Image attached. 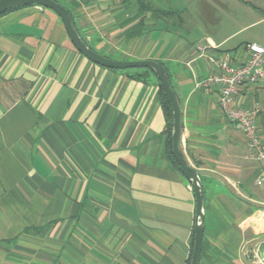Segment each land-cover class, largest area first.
<instances>
[{
	"label": "crops",
	"instance_id": "obj_1",
	"mask_svg": "<svg viewBox=\"0 0 264 264\" xmlns=\"http://www.w3.org/2000/svg\"><path fill=\"white\" fill-rule=\"evenodd\" d=\"M58 1L99 54L160 62L180 102L189 160L264 202V180L255 182L263 163L247 156L244 135L217 104L218 86L200 84L215 71L212 60L243 62L244 45L255 40L225 49V38L187 21L179 27L183 10L180 19L140 8L142 0ZM139 17L144 27L128 35ZM141 71L84 57L49 8L0 14V264L189 263L194 191L165 154L157 77H138ZM235 100L261 107L256 122L264 139V80L240 86ZM201 181L198 264H246L242 249L264 234V208L234 197L214 177ZM244 256L264 264V241Z\"/></svg>",
	"mask_w": 264,
	"mask_h": 264
},
{
	"label": "water",
	"instance_id": "obj_2",
	"mask_svg": "<svg viewBox=\"0 0 264 264\" xmlns=\"http://www.w3.org/2000/svg\"><path fill=\"white\" fill-rule=\"evenodd\" d=\"M30 4L43 6L54 11L60 17L68 38L72 42L75 49L93 63L113 69L146 67L151 69L159 80L163 92L165 93L171 107V150L177 163L183 170V174L191 182L195 197V225L193 246L188 264H198L202 249L205 206L204 190L201 181L202 175L211 176L218 179L234 197L244 201L245 203L254 207L264 208V202L256 201L243 195L240 191H238L234 184L221 173L212 169L198 167L189 160L183 147V118L180 102L176 92L170 85L167 71L160 62L154 59L118 60L99 54L98 52L90 48L82 39L68 9L56 0H0V13L8 11L14 7ZM262 241H264V234H261L258 237H255L245 243L241 255L244 263L263 264L262 262H259L257 258H254L252 261H247L244 256V251L248 247H254L256 244Z\"/></svg>",
	"mask_w": 264,
	"mask_h": 264
},
{
	"label": "rangeland",
	"instance_id": "obj_3",
	"mask_svg": "<svg viewBox=\"0 0 264 264\" xmlns=\"http://www.w3.org/2000/svg\"><path fill=\"white\" fill-rule=\"evenodd\" d=\"M142 2L156 11L159 8L165 9L166 14L172 10L176 12L183 10V22L180 25L177 24V17L171 18L175 27L177 25L183 27L187 21L191 27L196 26L197 30L211 34L216 39L225 38L222 46L225 49L254 40L264 45V21L254 22L264 16V0H142ZM169 15H175V12ZM135 69L137 68L124 70Z\"/></svg>",
	"mask_w": 264,
	"mask_h": 264
},
{
	"label": "built area",
	"instance_id": "obj_4",
	"mask_svg": "<svg viewBox=\"0 0 264 264\" xmlns=\"http://www.w3.org/2000/svg\"><path fill=\"white\" fill-rule=\"evenodd\" d=\"M198 49L203 48L198 47ZM244 51L246 58L240 63L226 58L212 60L215 71L200 84L205 88L214 84L218 86L217 104L227 121L244 135L247 156L263 163L255 179L257 184H261L264 180V139L256 122L261 107L241 105L236 102L235 96L240 86L255 85L264 80V47L253 42L246 43Z\"/></svg>",
	"mask_w": 264,
	"mask_h": 264
},
{
	"label": "trees",
	"instance_id": "obj_5",
	"mask_svg": "<svg viewBox=\"0 0 264 264\" xmlns=\"http://www.w3.org/2000/svg\"><path fill=\"white\" fill-rule=\"evenodd\" d=\"M58 1V0H56ZM59 2V1H58ZM60 3V2H59ZM62 4V3H61ZM63 5V4H62ZM65 6V5H63ZM139 6L140 8H149V6L143 4L142 1H139ZM66 7V6H65ZM67 8V7H66ZM68 9V8H67ZM69 11V10H68ZM156 11V9L154 10ZM159 12H162V13H166V11L164 10H157ZM171 12H175V15L178 16V18L181 19L180 17V14H181V11H168L167 14L171 13ZM3 12H1L0 14H2ZM70 13V11H69ZM143 22H144V18L143 17H139V19L137 20L136 24H134L130 29H128L126 31V33H128V35H134L135 34V30L136 28L140 27H144L143 25ZM136 27V28H135ZM137 33V32H136ZM83 39V38H82ZM84 40V39H83ZM142 71L139 73H137L136 75L139 77H146L148 75V73H151V74H154L153 71L149 68H146V67H142L141 68ZM155 75V74H154ZM158 81V84H159V95H160V99H161V104H162V107L164 109V112H165V115H166V118H167V130H166V142H165V154L167 156V158L169 159V161L171 162V164L177 168L178 170H180L181 172H183V170L181 169V167L179 166V164L177 163L173 153H172V150H171V140H170V134H171V120H172V113H171V107H170V103L165 95V93L163 92V89L160 85V82L159 80L157 79ZM192 246H193V242H192Z\"/></svg>",
	"mask_w": 264,
	"mask_h": 264
}]
</instances>
